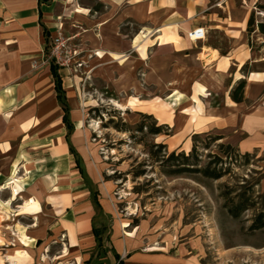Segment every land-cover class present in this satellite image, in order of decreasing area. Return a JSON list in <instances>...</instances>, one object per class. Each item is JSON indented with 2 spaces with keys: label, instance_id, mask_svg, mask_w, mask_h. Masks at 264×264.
Returning <instances> with one entry per match:
<instances>
[{
  "label": "crops",
  "instance_id": "1",
  "mask_svg": "<svg viewBox=\"0 0 264 264\" xmlns=\"http://www.w3.org/2000/svg\"><path fill=\"white\" fill-rule=\"evenodd\" d=\"M83 1L0 0V222L17 241L8 262L27 264L28 252L62 236L50 255L58 264H222L192 226L179 240L143 242L127 223H95L102 207L75 147L82 121L71 119L67 96L78 91L77 76L55 68L62 105L42 57L48 40L73 36L96 50L94 60L115 63L118 87L142 84L161 96L116 104L145 105L175 134L184 131L185 151L193 134L214 130L241 154H264V20L252 15L264 0H88L118 10L117 18ZM128 21L139 26L130 39L118 30ZM196 28L203 39L190 41ZM240 81L236 103L230 93Z\"/></svg>",
  "mask_w": 264,
  "mask_h": 264
},
{
  "label": "rangeland",
  "instance_id": "2",
  "mask_svg": "<svg viewBox=\"0 0 264 264\" xmlns=\"http://www.w3.org/2000/svg\"><path fill=\"white\" fill-rule=\"evenodd\" d=\"M82 4L93 10L97 8V13L110 14L111 18L120 15L118 10L105 5L98 7L99 4L92 1ZM257 11L264 12L257 8L252 15L264 20V16L256 15ZM138 29L139 26L131 21L118 26L127 39ZM50 41L44 46L42 61L45 64L51 62ZM68 50L76 52L75 62L82 63L76 71L68 70L70 76H77L74 82L78 91L73 86L67 96L71 119L82 121L75 147L82 156L91 180L90 187L97 191L102 207V211L96 213L100 221L95 223L103 222L107 229L115 224L122 229L121 224L127 223L125 230L137 229L143 242L154 238L160 242L171 235L179 240L184 237V227L192 226L203 236L210 257L219 250L222 264H264V228L250 229L255 217L260 212L264 214V154L255 152L244 157L226 140H212L218 134L210 130L199 135L196 155L201 166L208 164L210 170L220 169L223 176L212 179L196 174L167 175L169 167L165 163L160 165L148 154V149L152 144H163L165 149L158 153L159 156H167L172 151L187 153L191 149V139L189 150L185 151L184 131L175 134L174 128L162 125L148 112L147 106L125 109L116 106V103L127 106L134 96L142 100L161 96L142 84L134 88L132 82H128L125 87H118L120 76L115 63L108 59L94 60L96 50L79 39L69 40ZM139 82L142 83L137 78V84ZM155 102L154 99L152 105L159 107ZM138 113L151 115L152 119ZM153 121L164 126L162 133H148L147 128ZM139 126L142 131H138ZM240 196L252 208L233 218L228 209L236 207ZM43 208L46 212L47 207ZM1 223L0 264H10L7 257L13 255L12 248L17 241L9 233L2 232ZM63 243L66 241L61 236L47 241L45 246L39 245L36 253L28 252L31 260L27 264H58L50 255L59 254ZM229 248L234 252L229 255L230 261L224 256H228V251H224Z\"/></svg>",
  "mask_w": 264,
  "mask_h": 264
},
{
  "label": "trees",
  "instance_id": "3",
  "mask_svg": "<svg viewBox=\"0 0 264 264\" xmlns=\"http://www.w3.org/2000/svg\"><path fill=\"white\" fill-rule=\"evenodd\" d=\"M40 2L42 1H47V0H39ZM252 24L251 18L248 21V26ZM259 31H264V24H259ZM52 66L53 74H54V81H55V89L57 92V97L58 100L64 105V99H63V93L60 87V81L58 76L55 73V66L54 64L50 63ZM243 88H244V81H240L236 87L231 91L230 93V98L232 101L239 103L243 101ZM140 116L148 119H152L151 115L147 114H142L138 113ZM164 127V126H163ZM162 125L158 126L154 121L152 124L148 126V133L150 135H158L162 133L163 129ZM166 127V126H165ZM138 131H142V126H139ZM200 134H193L191 136V149L189 152L185 153L183 151L179 153H175L174 151L170 152L169 154L164 155L162 154L161 156L158 155V153L162 150L165 149V145L163 144H152L150 148L148 149V154L155 159L156 161L160 162V165L166 164L169 169L167 172H165L167 175L170 176H179V175H186V174H196V175H201L203 177H208L212 179H218L223 176L222 172L220 169L218 170H210L209 165H200V161L196 155V143L197 139L199 138ZM222 139L220 136H214L212 140L217 141ZM229 147V146H228ZM153 148H156L155 151H153ZM244 157H247L248 154H243ZM194 158V160H192ZM252 208L251 204H248L246 199H243L240 196V200L237 202L236 207L229 208L228 213L231 217L237 218L241 212L248 210ZM264 228V214L260 212L256 217L255 220L252 222L250 229L252 230H257ZM98 245H100V238L98 237ZM120 264V263H118Z\"/></svg>",
  "mask_w": 264,
  "mask_h": 264
},
{
  "label": "built area",
  "instance_id": "4",
  "mask_svg": "<svg viewBox=\"0 0 264 264\" xmlns=\"http://www.w3.org/2000/svg\"><path fill=\"white\" fill-rule=\"evenodd\" d=\"M256 15L264 16V12L257 11ZM186 35L190 41H197L203 39L204 32L202 28H196L187 32ZM73 39V36L65 37L60 33L52 38L50 46V63L70 71H76L77 68L82 66L81 62H75L74 60L76 52L73 54L68 50V41Z\"/></svg>",
  "mask_w": 264,
  "mask_h": 264
},
{
  "label": "bare ground",
  "instance_id": "5",
  "mask_svg": "<svg viewBox=\"0 0 264 264\" xmlns=\"http://www.w3.org/2000/svg\"><path fill=\"white\" fill-rule=\"evenodd\" d=\"M116 106H117V107H119L120 109H123V108H124V107H123V108H122V107H120L118 104H116Z\"/></svg>",
  "mask_w": 264,
  "mask_h": 264
}]
</instances>
